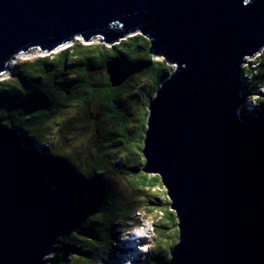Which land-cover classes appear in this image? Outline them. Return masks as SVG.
<instances>
[{
	"label": "water",
	"instance_id": "1",
	"mask_svg": "<svg viewBox=\"0 0 264 264\" xmlns=\"http://www.w3.org/2000/svg\"><path fill=\"white\" fill-rule=\"evenodd\" d=\"M141 34L171 67L147 105L143 171L175 213L168 264H264V138L241 71L264 50V0H0V76L18 55ZM106 64L113 85L127 77ZM70 202L0 122V264H48Z\"/></svg>",
	"mask_w": 264,
	"mask_h": 264
},
{
	"label": "trees",
	"instance_id": "2",
	"mask_svg": "<svg viewBox=\"0 0 264 264\" xmlns=\"http://www.w3.org/2000/svg\"><path fill=\"white\" fill-rule=\"evenodd\" d=\"M149 47V41L138 33L113 45L76 40L54 53L22 61L11 78L0 81V122L21 133L48 181L70 202V228L57 239L48 264L107 262L114 230L136 225L134 216L141 208L148 214L155 211L157 253L136 264H168L172 258L179 236L175 213L167 198L158 199V193L166 194L160 177L143 171L148 112L143 110L134 126L128 127L119 99L133 73L154 79L150 100L168 77L171 67L163 59H152ZM112 59L117 60L122 75L132 73L119 85H113L106 73ZM256 62L257 66L245 69L250 80L241 94H256L252 100L264 105V96L258 95L264 89V50L252 64ZM93 108L95 118L90 120ZM56 117L59 122L54 124ZM240 117L243 121L251 118L264 138L263 108L242 109ZM76 130L90 136L83 147L69 148L68 141L81 136ZM66 134L74 135L66 139ZM44 141L50 149L41 147ZM120 157L124 166L116 163ZM168 239L171 246L164 251L161 246Z\"/></svg>",
	"mask_w": 264,
	"mask_h": 264
},
{
	"label": "rangeland",
	"instance_id": "3",
	"mask_svg": "<svg viewBox=\"0 0 264 264\" xmlns=\"http://www.w3.org/2000/svg\"><path fill=\"white\" fill-rule=\"evenodd\" d=\"M76 40L79 39L76 38L74 41ZM98 42L101 41L99 38H96L88 43H98ZM108 45H112V44H108ZM67 46H70V44ZM39 56H43V54L38 52L37 50L30 51L27 54L18 55L10 62L8 70L3 75L0 76V81L11 78L13 76V72L15 68L22 61L32 60ZM151 58L157 61L162 59V57L160 56L151 57ZM248 61L254 62L257 61V58L256 59L250 58V60ZM255 65L257 66V62L255 63ZM97 72H100V70H97ZM131 74L132 73L129 72L127 77L125 78H128V76ZM153 83H154V79L150 80L149 77L146 75V73H142V72L138 74L133 73L132 78L128 82V86L125 88V90L122 91L121 95L119 96L121 104L124 106V109L122 108L121 111L126 116L128 127H131L132 125L134 126L135 124L134 121H136L135 119H139L140 114L143 113V110H147V105H148L147 103H149L151 93L154 91V88L152 87ZM243 88L244 86L242 87V89ZM241 95L243 96V104L241 105L240 112L242 109H246L247 111L251 112L252 109L249 107L247 103V98H249L250 100L255 99V97H257L256 94H247V95L241 94ZM258 95L264 96V89L261 90L260 94ZM257 105H256L257 106L256 111H258L259 106L260 109L261 108L264 109V105L262 103ZM95 113H96V108H93L92 112L89 114L90 120H94ZM60 115L63 116L64 113H61ZM58 119L59 118L56 117L55 122L53 123L54 124L58 123L59 122ZM80 132H81L80 130H76V133H78V137L81 135ZM73 135L74 134H66L64 138L69 139ZM87 135L90 136L88 132L84 133L79 137V140L76 139L74 142L73 140H69L68 147L74 148L76 145L83 147L84 143L87 141L86 138ZM41 147L43 149L48 150L50 149V144L47 143V141H44ZM116 163L118 164V166L125 165V161L123 157H120V159H118ZM262 192L264 193L263 188H262ZM158 194H159L158 199L162 200L164 198H167L166 194L164 195L160 193ZM263 203H264V197H263ZM141 209L142 210H139L134 216L136 225L135 224L132 225V227L129 228L131 230L129 231L114 230L115 236L112 239V245L109 244L111 247L107 252L108 260L106 259L107 262L104 261L101 264H136L137 262H141L144 259V257L151 258L153 255H156L157 251H155L154 249L155 241L153 234L154 223L157 219L156 216L154 215L155 211H152L148 214L143 212L144 211L143 208ZM144 245H147V248L142 251L141 249L143 248L142 246ZM174 245L172 246V248L174 247ZM169 246H171V241L168 239L166 240L165 243H162L161 247L164 249V251H168Z\"/></svg>",
	"mask_w": 264,
	"mask_h": 264
},
{
	"label": "built area",
	"instance_id": "4",
	"mask_svg": "<svg viewBox=\"0 0 264 264\" xmlns=\"http://www.w3.org/2000/svg\"><path fill=\"white\" fill-rule=\"evenodd\" d=\"M260 54H261V53H260ZM260 54H257V55H255V56L252 57V58L256 59V58H258V57L260 56ZM248 60H250V58H249ZM248 60H247V62H246L245 64H243V66H242V71H241V73H242V76H241V82H242L243 86H246V84L249 83L248 81L250 80V77H249V75L246 73L245 69L248 68V67L253 68V67L256 66L255 63L252 64L253 62L248 61ZM254 62H255V61H254ZM244 79H245V80H244Z\"/></svg>",
	"mask_w": 264,
	"mask_h": 264
},
{
	"label": "snow or ice",
	"instance_id": "5",
	"mask_svg": "<svg viewBox=\"0 0 264 264\" xmlns=\"http://www.w3.org/2000/svg\"><path fill=\"white\" fill-rule=\"evenodd\" d=\"M147 248V245H144V247L141 249L142 251L145 250Z\"/></svg>",
	"mask_w": 264,
	"mask_h": 264
},
{
	"label": "clouds",
	"instance_id": "6",
	"mask_svg": "<svg viewBox=\"0 0 264 264\" xmlns=\"http://www.w3.org/2000/svg\"><path fill=\"white\" fill-rule=\"evenodd\" d=\"M64 48V47H63ZM44 55V54H43ZM243 85V84H242ZM129 230H131V229H128L127 231H129ZM142 247H144V246H142Z\"/></svg>",
	"mask_w": 264,
	"mask_h": 264
}]
</instances>
